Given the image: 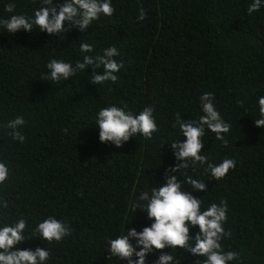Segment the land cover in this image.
<instances>
[{
  "label": "trees",
  "instance_id": "1",
  "mask_svg": "<svg viewBox=\"0 0 264 264\" xmlns=\"http://www.w3.org/2000/svg\"><path fill=\"white\" fill-rule=\"evenodd\" d=\"M64 2L55 0L54 6ZM9 3L15 5L11 13L6 11ZM42 3L0 0V20L33 17ZM111 3L113 15H101L83 32L67 22L58 35L36 26L13 34L0 26V162L10 170L0 184V227L27 219L26 241L18 248L49 250L45 264H127L117 257L106 259L109 241L152 223L145 211L134 212L132 203L140 192L163 184L166 174L180 181L188 175L206 184L207 191H192L202 199V210L227 201L223 227L231 235L221 245L240 256L229 264H264V128L254 122L264 97V0L251 15L247 9L253 0ZM141 6L144 20L138 19ZM81 43L92 44L93 52L81 53ZM113 46L120 53L114 59L124 62L115 73L116 83L91 82L94 74H102V66H89L66 81L45 79L52 59L75 67L84 55L95 59ZM205 93L214 94L217 110L231 125L224 134L227 146L207 128L202 137L201 155L209 163L236 161L219 180L205 172L207 165L166 172L179 163L170 144L184 139L176 114L198 120ZM111 105H127L134 114L153 107L158 131L151 140L136 135L120 147L101 143L97 114ZM18 116L26 121L19 129L23 143L6 128ZM182 187L191 191L186 183ZM48 217L65 222L70 235L51 244L34 235L36 225ZM198 231L193 227L190 235ZM163 251L183 258L181 264L204 259L183 249ZM159 255L149 253L146 264Z\"/></svg>",
  "mask_w": 264,
  "mask_h": 264
},
{
  "label": "clouds",
  "instance_id": "2",
  "mask_svg": "<svg viewBox=\"0 0 264 264\" xmlns=\"http://www.w3.org/2000/svg\"><path fill=\"white\" fill-rule=\"evenodd\" d=\"M55 0H43L42 5L35 10L33 17L24 15H12L9 19L0 20V26L8 32L15 34L18 31L32 32L36 26L40 31L49 35H58L66 31L64 25L67 22L69 27L78 26L81 32L91 26L94 20H99L101 15L111 17L115 11L111 0H65L63 4L54 6ZM262 7V0H253L247 11L249 15L258 12ZM15 5L9 3L6 11L13 12ZM146 13L141 6L138 19L144 20ZM93 45L81 43V53L93 52ZM120 53L115 46L106 48L102 55H84L83 61H77L75 67L64 60L52 59L47 64L48 72L45 79L53 82L68 80L78 71L92 66L101 68L102 74H94L91 82L103 84L105 82L116 83L117 75L124 62L119 63L114 57ZM214 94L205 93L200 97L203 115L198 120H182L179 113L176 114V124L183 136V141H174L170 145L177 150L175 156L179 163L171 169L166 170L178 173L181 169H188L191 165H207L205 172L211 174L216 180L222 179L229 170L234 169L236 161L225 158L219 164L209 163L208 157L201 155L204 143L202 137L205 129L215 134L217 140L227 146L225 138L229 133L231 125L225 122L214 104ZM153 107H144L139 113L134 114L127 105L118 107L111 105L99 110L96 124L99 129V140L101 143L111 142L120 147L123 142L140 135L151 140L153 134L158 131V126L153 115ZM255 126L264 128V97L259 98V118L254 120ZM26 121L22 116L8 121L6 128L14 140L21 143L25 136L19 131ZM175 126V125H174ZM9 168L5 162H0V184H3L9 177ZM186 175V174H185ZM190 186L191 191L184 190L182 184ZM192 191L205 192L206 184L186 175L184 181H180L177 175L165 176V182L158 187H152L149 191L140 192L138 198L132 203L134 212L145 211L147 218L152 221L150 227H144L142 231L135 229L124 232L109 241V256L126 261L127 264H146V257L154 250L160 252L153 264H181L183 258L178 259L173 252L168 253L166 248L177 250L183 249L194 257L204 259L196 261V264H229L239 260V253L235 251L225 252L221 245L222 238L231 235L225 232L223 227L227 221V201L221 199L219 204L211 203L202 210V199L192 195ZM7 207V203L4 204ZM28 227V221L20 218L15 224H5L0 227V264H45L50 258L49 250L37 247L35 251L21 250L18 245L24 243V232ZM196 227L198 232L195 236L190 235V229ZM43 241L51 244L59 242L70 235L68 225L56 219L48 217L39 222L34 230ZM131 240H135L133 245ZM194 241V246L191 243ZM137 249H140L137 251ZM133 256L136 260H133Z\"/></svg>",
  "mask_w": 264,
  "mask_h": 264
}]
</instances>
